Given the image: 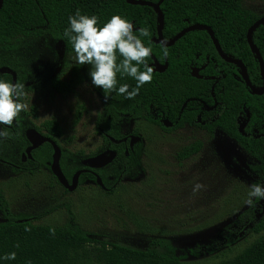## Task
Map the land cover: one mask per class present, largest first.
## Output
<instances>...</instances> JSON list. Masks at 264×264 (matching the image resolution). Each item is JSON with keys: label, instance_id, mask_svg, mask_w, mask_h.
I'll return each mask as SVG.
<instances>
[{"label": "trees", "instance_id": "1", "mask_svg": "<svg viewBox=\"0 0 264 264\" xmlns=\"http://www.w3.org/2000/svg\"><path fill=\"white\" fill-rule=\"evenodd\" d=\"M159 4L164 15L162 36L170 40L184 27L201 23L211 27L220 47L225 55L240 59L246 67L249 79L255 87L262 85L263 79L259 71V63L255 53L246 41L247 29L262 15L245 7L243 0H150ZM79 9L81 14L99 17L102 26L111 16L119 14L126 17L137 32L148 26L152 35L143 38L147 46L151 42L152 54L160 63L167 60L168 65L163 72H154L151 83L144 84L134 99H126L117 91L108 93L107 104L97 115L95 131L102 138V147L112 150L114 158L109 164L114 173V179L107 182L109 174L107 167L97 169L96 176L83 172L87 165L84 157H94L98 153L90 152L86 156L81 151L71 153L61 143L63 130L57 121L52 118L36 125L30 116L36 117V110L22 111L12 126L0 124V130H7L10 134L7 139H0V162L10 166L16 173L33 174L42 168L51 169L54 155L52 143L44 141L30 150L31 145L27 131L35 130L50 138L60 148L59 165L70 183L76 171L81 170L78 183L85 179L96 181L100 179L111 193L120 180L136 160L140 142L132 141L131 137L119 135L115 125L122 119H144L150 123L163 127L161 118L171 121L181 120L195 122V115H212V111L197 109L200 100L213 101L211 87L213 79L208 77L210 72L222 71L221 92L214 88V96L221 105L215 110L213 120H208L201 127L209 134H213L215 126L233 139L255 161L253 169L257 175L256 183L264 185V126L259 127V136L241 134L237 129L236 117L241 111L251 114V122L258 120L264 109V93L256 95L250 92L243 81L240 70L232 63L225 62L217 53L211 37L205 29H193L179 38L168 47L167 58L155 43L157 35L158 15L150 6L133 5L125 0H3L0 8V68L7 67L15 75L14 83L21 82L28 88L31 75L25 62L17 57V50L25 39L50 37L60 42L64 49L74 53L71 41L64 36L69 25V16ZM252 40L258 47L264 61V22L252 33ZM122 59L118 55V61ZM207 65L200 73V77L193 76L192 65ZM151 57L148 61L150 64ZM88 71L91 66L87 65ZM141 70L143 68L141 67ZM79 67L73 72L78 75ZM235 75H233V73ZM0 80L12 82L13 75L0 72ZM117 89L122 84L129 85V91L136 86V81L127 75L117 73ZM53 87L63 93L72 92V81L65 82L55 77L51 81ZM104 98L105 93L97 88ZM21 102V101H20ZM179 116V117H178ZM177 117V118H175ZM179 124H177L179 126ZM172 130V128H165ZM134 136L136 132L133 131ZM112 138L117 141H113ZM202 143L196 140L184 146L178 153V158L186 159L198 153ZM86 159V158H85ZM54 178L59 182L57 177ZM0 190V264H86L81 246L92 241L89 233L74 222L71 210L66 207L67 220L62 225L35 223L36 216L14 214ZM253 199L243 214L239 215L241 226H246L245 233L259 234L251 243L245 246L234 256L221 259L215 264H264V209L255 214V204L260 200ZM241 219V220H240ZM29 228L30 231L25 229ZM243 228V227H242ZM241 228V229H242ZM55 230V234L51 233ZM240 231V230H239ZM238 232V231H237ZM225 245L234 242V238L226 236ZM106 247L97 252V260L104 264H185L183 258L177 254L174 245L163 238H153L146 247H137L118 241H105ZM19 247H16V245ZM215 245V249L222 247ZM15 252V260H4L5 254ZM190 252H197L192 248ZM90 261H88L89 264Z\"/></svg>", "mask_w": 264, "mask_h": 264}, {"label": "rangeland", "instance_id": "2", "mask_svg": "<svg viewBox=\"0 0 264 264\" xmlns=\"http://www.w3.org/2000/svg\"><path fill=\"white\" fill-rule=\"evenodd\" d=\"M243 2L264 15V0ZM74 56L50 37L25 39L17 57L25 62L31 79L21 102L28 104L27 111L31 107L37 111L35 118L30 116L36 125L54 118L63 130V146L86 156L101 151L102 138L95 125L107 101L92 85L87 65L77 64ZM75 66L79 67L78 75L73 72ZM55 77L72 81V92L55 89L51 83ZM115 127L119 135L134 136L135 131L140 147L112 193L102 189L98 178L85 179L68 190L51 169L16 173L0 162V190L11 212L36 216L35 223L62 225L68 206L74 222L92 240L80 249L86 264H104L96 254L107 246L105 241L146 247L153 238L168 240L185 264H215L234 256L259 236L245 233L246 226L237 221L249 207L245 201L250 186L256 183V161L224 132L209 134L196 126L168 132L138 118L122 119ZM196 140L202 143L200 151L178 158L179 151ZM111 161L99 167H109ZM107 169L105 179L111 182L115 175ZM196 183L206 187L194 194ZM263 209L264 199H260L254 212L257 215ZM226 236L234 242L225 245ZM217 244L222 247L215 249ZM192 248L197 252H190Z\"/></svg>", "mask_w": 264, "mask_h": 264}, {"label": "clouds", "instance_id": "3", "mask_svg": "<svg viewBox=\"0 0 264 264\" xmlns=\"http://www.w3.org/2000/svg\"><path fill=\"white\" fill-rule=\"evenodd\" d=\"M68 20L70 26L65 29L64 36L73 45L74 60L81 66H91L89 71L91 83L105 93V100L108 99L107 94L113 91H117L126 99H134L144 84L152 82L155 68L150 66L148 61L153 48L151 42L146 46L143 40L152 35L148 26L140 28L137 34L133 23L119 14L111 16L101 26L98 16L81 14L79 9L74 15L69 16ZM159 47L163 56L167 58L169 54L167 41L162 40ZM118 55L122 57L119 62H117ZM117 73L135 79L136 86L131 91L127 84H122L117 89ZM25 96L23 83L0 80V124L12 126L19 114L28 108L27 103L20 102ZM9 136L7 130H0V139H7ZM205 187L201 183H196L193 185V193ZM248 197L245 203L249 206L253 205L252 198L264 199V185L253 183ZM25 230L30 231L29 228ZM50 231L53 235L55 234L54 229ZM16 247L19 245L17 244ZM3 259L15 260L16 253L5 254Z\"/></svg>", "mask_w": 264, "mask_h": 264}, {"label": "water", "instance_id": "4", "mask_svg": "<svg viewBox=\"0 0 264 264\" xmlns=\"http://www.w3.org/2000/svg\"><path fill=\"white\" fill-rule=\"evenodd\" d=\"M127 3L129 4H133V5H142V6H150L152 7L157 15H158V26H157V35L156 37L153 39L155 43H160L162 40H165L162 36V30L164 27V15L162 13V10L160 9L159 4L152 2L150 0H125ZM2 0H0V6H1ZM264 22V15H262L260 18H258L248 29L246 32V41L250 47V49L255 53L258 63H259V71H260V75L263 79L262 85L260 87H255L248 76L247 70L245 65L243 64V62L240 59L237 58H233L230 56H227L224 54V52L222 51L220 44L217 40V38L214 36V32L211 29L210 26L205 25V24H201V23H194L191 25H188L186 27H184L183 29H181L178 33H176L170 40H166L167 41V47L173 45L179 38H181L183 35H185L186 33H188L189 31L193 30V29H205L208 31L212 42L214 44V47L218 53V55L225 61L228 63H233L234 65H236L239 69H240V75L243 79V81L245 82V84L248 86V88L250 89V92L256 95H262L264 93V61L263 58L261 56V53L258 49V47L256 46V44L253 42L252 40V33L253 31L262 23ZM132 23V22H131ZM138 29V27L134 26V30ZM150 66H154L155 71L156 72H163L167 65L168 62L167 60H165L163 63H160L157 58L152 54L151 55V62L149 64ZM154 71V72H155ZM0 72H8V73H12L13 75V81L12 83H14L15 80V74L7 67H3L0 68ZM192 73L193 76H198L197 75V70L195 68L192 69V71H190ZM169 123L167 122V120L165 121V126H168ZM239 131L243 132L242 130V125H240L239 127ZM27 137L31 143V145L26 149V154L28 156H30V150L32 148L37 147L38 145H40L41 143H43L44 141H49L50 143H52L53 148H54V155H53V160L51 163V170L53 172V174L57 177V179L59 180V182L68 190H73L76 186H77V181H78V176L81 172V170L76 171L75 174L73 175L71 182L69 183L66 179V177L64 176L60 165H59V157H60V148L56 145L55 142H53L50 138L43 136L42 134L38 133L35 130H30L27 131ZM111 139L113 141H117L116 139L112 138ZM131 140L135 141L136 137L135 136H131ZM114 152L112 150L110 151H106L103 153H100L94 157H88L86 159H84L83 163L86 164L87 166H102L103 164L111 161L114 158ZM98 181L101 183V180L98 179Z\"/></svg>", "mask_w": 264, "mask_h": 264}, {"label": "flooded vegetation", "instance_id": "5", "mask_svg": "<svg viewBox=\"0 0 264 264\" xmlns=\"http://www.w3.org/2000/svg\"><path fill=\"white\" fill-rule=\"evenodd\" d=\"M2 4H3V0H2V3H1V6H2ZM1 6H0V8H1ZM207 31V30H206ZM212 40V39H211ZM208 61V60H207ZM206 60H205V62L203 63V64H201V65H198V66H196V65H192L191 66V71H192V69L193 68H195L196 70H197V77H200L201 75H203V74H201L200 72L202 71V70H204V67L207 65V62ZM233 64V63H232ZM234 65V64H233ZM236 66V65H235ZM237 67V66H236ZM240 70V69H239ZM217 72H215V73H213V72H210L209 74H208V77H210V78H214L213 79V84H212V87H211V94H212V96L214 97L213 98V101H211L210 99H208L207 101H203V100H200V102L196 105V108L197 109H204V110H208V111H212V110H214L213 112H212V115L210 116L209 114L208 115H204L205 117L204 118H201V116H199L200 114H197V115H195V119H196V121H197V123H193V122H188V121H182L181 120V122H180V124L179 123H177V121H171V120H169L168 118H166V117H163V118H161V123L163 124V127H165V128H172V130H170V131H168V130H165L162 126H159L161 129H163V130H165V131H168V132H171V131H179V130H182V129H184V128H186V127H190V126H196V127H198L199 129H201V130H204L205 131V129L204 128H202L201 126L202 125H205L206 123H207V119L208 120H213L214 118H213V115L215 116V114H214V112H215V110L216 109H218L219 107H221V105H218V101L215 99V96H214V88L218 91V92H221V90H223V88H224V86L223 85H221V78H222V71L221 70H216ZM233 73V75H235V73L234 72H232ZM248 87V86H247ZM250 90V89H249ZM251 114L248 112V111H246V113H243V112H239L238 114H237V116H235L236 117V123H237V129H238V131H239V127H240V125H242V130H243V132H240L241 134H247L246 132H245V130H246V128H248L249 129V131H248V134H250V135H256V136H259V134H258V129H259V127H263L264 126V109H263V112L261 113V117H260V119L258 120V118H256L255 119V121H253L252 120V122H251ZM179 117V116H178ZM175 118H177V117H175ZM178 119V118H177ZM167 120V122L169 123V125L168 126H165V121ZM152 124H154V123H152ZM177 124H179V126L177 125ZM154 125H157V124H154ZM216 130H220V128H218V127H216L215 126V128H214V132L216 131ZM206 132V131H205ZM213 132V133H214ZM223 132V131H222ZM227 135V134H226ZM127 136V135H126ZM129 137H131V136H129ZM229 137V136H228ZM106 151H110L109 149H107V148H104L103 149V151H101L100 153H103V152H106ZM99 153V154H100ZM98 155V154H97ZM95 156H96V154H95ZM99 168H101V167H96V166H86V167H84L83 168V172H86L87 174H89V175H95L96 176V171H97V169H99ZM82 172V171H81ZM80 175V174H79ZM78 180H79V176H78ZM87 180H91V179H88L87 178ZM60 183V182H59ZM61 184V183H60ZM62 185V184H61ZM77 185H79V183H78V181H77ZM101 187H102V189L103 190H105L107 193H109L108 192V187L106 186V185H104L103 184V182L101 181V183L99 184ZM63 186V185H62ZM64 187V186H63ZM66 190V189H65ZM112 193V192H111Z\"/></svg>", "mask_w": 264, "mask_h": 264}]
</instances>
